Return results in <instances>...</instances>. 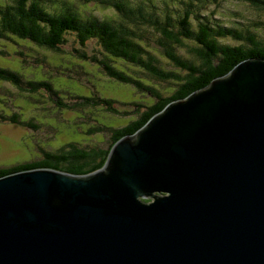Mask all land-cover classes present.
<instances>
[{
  "label": "water",
  "instance_id": "water-1",
  "mask_svg": "<svg viewBox=\"0 0 264 264\" xmlns=\"http://www.w3.org/2000/svg\"><path fill=\"white\" fill-rule=\"evenodd\" d=\"M0 264H264V58L170 102L94 172L0 176Z\"/></svg>",
  "mask_w": 264,
  "mask_h": 264
},
{
  "label": "trees",
  "instance_id": "trees-1",
  "mask_svg": "<svg viewBox=\"0 0 264 264\" xmlns=\"http://www.w3.org/2000/svg\"><path fill=\"white\" fill-rule=\"evenodd\" d=\"M209 1L0 0V40H12L22 48L16 63L25 62L26 57L37 58L35 54L40 49L63 53L70 41L76 56L68 59L66 65L55 64L57 69L80 72L79 68L83 69L84 65L76 63L78 58V62L95 67L106 78L130 85L145 95V100L125 103L103 96L97 90L84 94L79 92L80 89L59 88L57 81L41 75L42 72L29 77L18 68L0 65V81L12 84L29 100L37 96L52 103L59 100L60 108L80 111L101 107L107 117L109 114L132 117L123 126L107 124L102 118L83 123L79 131H74L80 133L83 130L94 136L103 134L107 139L85 144L78 139L72 140L54 147L55 150L40 147L42 158L0 168V176L44 167L73 174L94 172L104 166L120 138L135 133L170 102L208 86L213 79L226 75L245 59L264 58V18L252 20L216 15L208 8ZM248 1L264 12V0ZM91 4L110 8L114 14L97 15L85 8ZM185 49L191 56L182 53ZM163 59L173 68L164 66ZM84 73L88 74L87 71ZM59 74L65 77L64 71ZM65 78L79 81L69 75ZM166 84L171 87L168 93L161 91ZM67 91L71 103L63 101L65 97L61 94L66 95L64 92ZM0 117L15 124L39 128L36 119H22L18 112L1 113Z\"/></svg>",
  "mask_w": 264,
  "mask_h": 264
},
{
  "label": "rangeland",
  "instance_id": "rangeland-1",
  "mask_svg": "<svg viewBox=\"0 0 264 264\" xmlns=\"http://www.w3.org/2000/svg\"><path fill=\"white\" fill-rule=\"evenodd\" d=\"M209 9L214 10L216 15H222L229 17L242 16L246 19L257 20V18H264V12L258 11L256 7L251 5L248 0H210ZM93 13L97 15H111L114 14V10L106 7H98L91 4L88 7ZM262 32L264 34V26H262ZM19 48L14 41L8 40V42L0 40V65L10 66L18 68L21 72L29 77H34L38 72H42L41 75L48 76L51 80L57 81L56 84L59 88L66 90H79L84 94H89L93 90H97L101 95L114 98L121 102H132L145 100L143 93H138L130 85L120 84L116 81H112L103 76L95 67L89 66L83 61L81 63L84 68L80 72L74 70L68 72L62 68H56L54 65L61 63L62 65L68 64L69 61L76 56L72 52V43L69 41L64 47L65 52L53 53L48 50H39L34 57H22L26 59L25 62L16 63V59L21 57L18 53ZM24 52H27L26 48H23ZM93 51V50H90ZM185 51V52H184ZM183 54L191 56V54L185 49ZM41 59L42 61L35 63ZM162 64L167 68H173L166 60H162ZM62 67V66H61ZM76 68V67H75ZM65 72L66 75L79 81H70L68 78L61 77L59 72ZM87 71L88 74H85ZM157 84V83H156ZM163 85V84H162ZM160 85V87L162 86ZM81 86V87H80ZM171 90L170 85L166 84L161 87V91L168 93ZM63 95L65 103H71L72 100L69 97V91L64 92ZM35 99L29 100L28 96H24L15 86L10 83L0 81V115L12 114L18 112L21 114L22 119L28 120L30 117L36 119L39 124V128L33 129L25 126L24 124H15L9 120H3L0 117V168H10L17 164L24 162H30L42 158L41 150H55L54 147H58L64 143H68L72 140H80L81 144L85 143H97L99 141L106 140L107 135L86 134L81 130L80 126H84L83 123H93L94 119L102 118L103 122L115 124L117 126H123L129 122L131 116L121 115L116 116L109 114L100 108H78L75 111L67 108H60L58 106L59 100H54L52 103L49 100H40V97L34 96ZM39 99V100H38ZM23 106V108H21ZM124 107V106H123ZM122 107V108H123ZM80 115H78V113ZM40 120V121H38ZM52 124V125H50ZM56 126V128H54ZM105 134H110L106 132Z\"/></svg>",
  "mask_w": 264,
  "mask_h": 264
}]
</instances>
